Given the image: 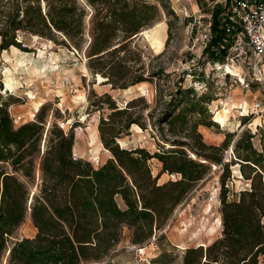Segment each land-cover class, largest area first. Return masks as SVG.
<instances>
[{
    "label": "trees",
    "instance_id": "obj_1",
    "mask_svg": "<svg viewBox=\"0 0 264 264\" xmlns=\"http://www.w3.org/2000/svg\"><path fill=\"white\" fill-rule=\"evenodd\" d=\"M169 1L0 0V52L32 53L28 43L37 38L83 51L91 76L105 78L101 84L111 90L153 83L163 72L146 73L143 51L132 40L162 15L174 20L167 22L170 39L177 14ZM219 14L217 7L203 52L221 63L226 50L219 48ZM210 101L179 84L167 94L157 88L154 102L162 108L154 117L155 108L144 115L149 105L143 96L119 106L109 93L92 91L89 109L99 114L98 136L110 154L94 167L74 156L72 132L47 123L45 105L33 121L16 126L0 100V264H118L104 261L123 230L133 245L154 239L213 168L220 172L221 237L186 249L183 264H264V125L209 144L198 128L212 126ZM146 121L159 152L120 147L132 125L146 130ZM152 159L161 164L157 175ZM162 174L176 178L159 183ZM234 180L242 183L236 192ZM27 219L35 234L16 237Z\"/></svg>",
    "mask_w": 264,
    "mask_h": 264
},
{
    "label": "rangeland",
    "instance_id": "obj_2",
    "mask_svg": "<svg viewBox=\"0 0 264 264\" xmlns=\"http://www.w3.org/2000/svg\"><path fill=\"white\" fill-rule=\"evenodd\" d=\"M169 2L171 10L177 14L170 39L167 41V22L174 20L162 15L152 27L132 40V45L143 51L146 73L156 69L163 72L153 83L144 82L125 90H111L109 85L101 84L105 78L91 76L83 51L77 52L37 38L28 43L34 50L32 53L13 47L0 52V100L7 103L14 124L18 126L33 121L41 105H45L47 123L55 121L66 132H72L73 154L89 161L94 167L103 164L110 154L103 148L98 136L99 114L89 109L92 91L97 95L109 93L119 106L143 96L149 105L144 115L155 108L153 115L156 117L162 108L161 104L154 102L157 88L165 94L178 84L191 88L211 100L207 109L212 126H200L198 131L205 142L213 145H220L227 133H239L245 129L255 131L257 126L264 125V86L251 81V86L243 90L234 83V78L225 76L222 69L213 68L198 44L206 23H212L217 7L220 13L224 12L228 3L225 0ZM155 26L162 41L159 47L153 42L155 35L151 29ZM7 76L11 89L6 88ZM256 103H260L262 108L255 109ZM243 117H247L246 120L243 121ZM219 118H226V121L221 123ZM146 124V130L132 125L129 134L118 141L120 147L142 148L150 154L159 152L153 128L148 121ZM149 166L153 175H157L161 168L156 159L149 161ZM219 174V170L213 168L208 178L177 206L166 226L146 244L133 245L129 230L124 229L120 242L104 263L183 264L186 249L206 247L219 239ZM175 178L162 174L159 183ZM241 188V181L234 180L231 189L236 192ZM34 234L35 229L27 219L16 237H32Z\"/></svg>",
    "mask_w": 264,
    "mask_h": 264
},
{
    "label": "built area",
    "instance_id": "obj_3",
    "mask_svg": "<svg viewBox=\"0 0 264 264\" xmlns=\"http://www.w3.org/2000/svg\"><path fill=\"white\" fill-rule=\"evenodd\" d=\"M225 1L227 8L218 18L224 33L219 48L226 50V55L221 63L211 64L213 68L222 69L225 76L234 78V83L243 90L251 86V81L264 86V0ZM212 38L209 21L198 38L202 50L209 47ZM226 67L236 70V75L227 73ZM254 107L262 108L260 103Z\"/></svg>",
    "mask_w": 264,
    "mask_h": 264
},
{
    "label": "bare ground",
    "instance_id": "obj_4",
    "mask_svg": "<svg viewBox=\"0 0 264 264\" xmlns=\"http://www.w3.org/2000/svg\"><path fill=\"white\" fill-rule=\"evenodd\" d=\"M158 25V24H157ZM152 33L155 35V37L153 38V42H155L157 44V47H159L161 45V36H159V31L157 26H155L154 28L151 29ZM227 73H231L232 75H236L237 71L234 69H231L230 67H226L225 68ZM5 84H6V88L11 89L12 85L10 83L9 77L7 76L6 80H5ZM227 113V112H226ZM219 121L221 123H224L226 121V118H219Z\"/></svg>",
    "mask_w": 264,
    "mask_h": 264
},
{
    "label": "water",
    "instance_id": "obj_5",
    "mask_svg": "<svg viewBox=\"0 0 264 264\" xmlns=\"http://www.w3.org/2000/svg\"><path fill=\"white\" fill-rule=\"evenodd\" d=\"M75 156V155H74Z\"/></svg>",
    "mask_w": 264,
    "mask_h": 264
}]
</instances>
